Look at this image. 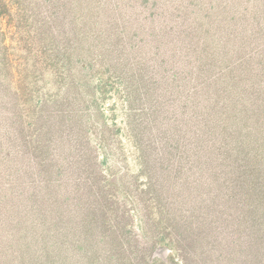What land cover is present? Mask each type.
Masks as SVG:
<instances>
[{
	"label": "trees",
	"instance_id": "obj_1",
	"mask_svg": "<svg viewBox=\"0 0 264 264\" xmlns=\"http://www.w3.org/2000/svg\"><path fill=\"white\" fill-rule=\"evenodd\" d=\"M0 264H264V0H0Z\"/></svg>",
	"mask_w": 264,
	"mask_h": 264
},
{
	"label": "rangeland",
	"instance_id": "obj_2",
	"mask_svg": "<svg viewBox=\"0 0 264 264\" xmlns=\"http://www.w3.org/2000/svg\"><path fill=\"white\" fill-rule=\"evenodd\" d=\"M5 29H6V33H7V35H8V41H10L14 46L16 45V43H15V41H13L14 39H17V37H16V35H15V33H14V30L13 29H11V28H9L8 26L7 27H5ZM126 143V142H125ZM126 145V144H125ZM126 150V149H125ZM127 152V155H129V157L130 156H132V154H131V150H128V147H127V150H126ZM133 158H131V160H132ZM158 256L159 257H161V258H165L166 257V254H165V252L164 251H160V252H158Z\"/></svg>",
	"mask_w": 264,
	"mask_h": 264
}]
</instances>
